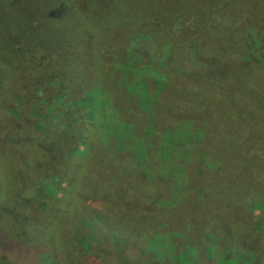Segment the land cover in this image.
I'll use <instances>...</instances> for the list:
<instances>
[{
    "label": "rangeland",
    "instance_id": "rangeland-1",
    "mask_svg": "<svg viewBox=\"0 0 264 264\" xmlns=\"http://www.w3.org/2000/svg\"><path fill=\"white\" fill-rule=\"evenodd\" d=\"M94 1L99 2L94 5ZM142 1L144 0H0V139H2L1 133L14 126L23 129L28 134L47 128L52 131V133L49 131L51 135L56 133L55 129H66L70 132L74 123L79 128L82 123L75 117H78L76 113L80 112V108L74 107L76 103L85 98L86 93H89L87 107H91L93 114V118H91L93 125L90 127L91 141L95 140L93 147L100 146L110 154L117 153L120 149L118 155L125 158L124 162L127 165L126 168H120L121 176L125 173L130 176L133 174L135 161L132 150L143 149L142 142L151 144L150 139L153 134L160 132L161 147L159 143L156 150L159 161L155 162L156 158L154 157V163L144 162L149 168L145 174L147 176L151 174L155 178L157 174L167 175L173 180L172 183L176 188L190 186L193 197L200 198L203 188L187 183L197 176L198 163L201 161L199 156L191 158L189 152L183 151L184 160L191 162L188 163L185 173L182 170V173L176 174L175 168L170 171L161 165L165 162L168 163L166 160L173 156L175 147L179 148V145L190 147L192 142L203 137L201 127L194 129L195 127L192 126L191 129L190 126H187L189 123L203 122L206 128L207 122L211 135L208 140L222 139L219 136L221 133H224L225 137H236L234 126L237 120L229 117L230 115L246 118L253 114L258 101L248 100L244 95L252 94L250 92L252 89L247 85L250 74L249 62L253 60L254 56L257 60L259 57L263 58L264 62V8L259 9L253 0H238L242 9L248 10L247 16L250 17L244 19L242 24L237 23L238 26H235V29L227 32L223 37H220L219 34L206 39V41L202 40L203 43L198 44V50L202 51L203 58L201 59L203 62L205 61V66L200 72L188 75L183 73L181 63L178 61L164 63V58L158 56L154 49V45H157V51L162 50L161 54L166 51L170 53L167 50L168 46L172 53L175 52L177 45L172 43L173 40L164 31L165 29H161L164 28L161 24H169L172 20L169 11L178 12V10L173 7L163 10L153 6L151 0L145 1L144 4L148 6L147 8H140L139 5ZM73 4L80 7L79 11L74 9ZM248 7H253L255 10L252 11ZM87 14L91 16L84 19ZM137 14L147 17H139L142 20L146 19L145 23H141L142 30L136 29L135 19L137 17L135 15ZM150 14H154L155 21L153 18H148ZM89 27L95 29L98 38H93L89 44L72 45L76 39L75 35L78 32L86 31ZM176 38L177 43L183 42L179 36ZM142 40L151 42L146 44ZM30 41H34L37 46L44 47L45 50L49 49L42 50L44 54L48 53L45 58L48 61L38 63H42L43 67L38 71L37 69L28 71L27 56L23 52L13 50V44L16 42L25 46ZM234 41H238L239 45L231 44L235 43ZM152 42L154 45H151ZM59 44L64 47L59 53L60 60L65 62L62 66H56L54 61H50L55 58L53 55L54 46ZM65 46H69L73 52L68 57L66 56L68 50ZM39 47L34 51L39 50ZM257 48H261V50L255 53ZM34 58L31 60L37 63L38 59ZM197 59H199L198 56ZM38 66L40 67V65ZM198 68L200 69V65ZM45 69H47L46 72ZM16 70H20L19 83L25 84L26 71L32 76V82L34 81L29 87L30 89L34 87V95L27 102L23 101L21 92L17 89ZM194 79L197 80L191 83L194 86V92L189 99L193 103V107H187L190 111L182 112L177 109L174 112L171 111V108H166L167 111L163 112L168 117L171 114L175 115L172 123L176 124V127L170 131L174 134L177 131L175 138L166 141L167 127H163V130L158 129L160 128L159 113H154L152 103L165 105L166 100L167 104L177 106L183 87H186V83ZM259 82L263 83L262 77L253 83V88L257 87ZM230 84H235L237 89L242 87L243 98L239 99L236 94H232V91L229 93L228 90H225L228 91V95L224 94L222 102L227 105L225 116L230 121L224 130H210L211 126L220 124L216 118L220 111L217 110V105L215 107L213 104L207 105L212 98H216L207 91L220 85L222 88H226ZM262 88L260 90H263ZM155 94L156 97H154ZM255 94L259 95L261 92L256 89ZM85 104L80 105L84 107ZM180 105L184 107L182 102ZM140 130L145 134L142 132V134L136 135V132H140ZM141 143L142 145H138ZM4 151H9L10 159L16 163H20L24 156L23 153L27 152L22 148L12 150L8 145L0 143V152L5 153ZM52 156L55 161L60 158L54 153ZM200 156L205 157L204 152ZM30 159L27 158L21 165L22 167L16 169L15 175L24 177L25 170L28 171L30 166ZM208 162L210 166L214 164L212 160ZM155 165L156 172L153 171ZM177 168L181 170L182 165ZM173 170L175 172H172ZM2 171L6 184H8L7 173L10 171L8 164ZM188 177L190 180H187ZM36 183L45 195L49 197L59 195V185L56 184L52 176H37ZM122 186L132 193V185L124 182ZM175 187L173 189L177 191ZM146 189L148 196H146L145 203L156 207L155 197L150 196L151 187L148 186ZM158 190L161 193L165 192L164 187ZM219 196H222L219 192L215 193L213 199ZM210 197L198 202H206L203 205L205 207L211 201ZM88 202L91 203L92 199H89ZM111 202L115 203V200ZM243 207L242 211L239 208L231 211L228 219H222V216L217 212L210 213L211 222H216L222 227L220 230L214 229L217 236L225 235L227 237L226 231L232 227L228 224L229 221L239 228L237 235L233 236L229 242L217 243L220 249L216 247V244L209 251L208 249L202 251L199 248H194L187 241H181L179 246H173L163 231L165 229L159 230L158 227L157 232L149 236L150 238L148 237L149 241L141 243V246L137 245L138 242L132 244V239L127 242H123V240L116 242L112 238L108 247L109 262L110 264L111 262L112 264H228L231 261V264H264V203H261L260 207H256L255 204L252 207L247 205ZM213 209L211 206V210ZM112 210L114 212L111 213L112 215L121 214L117 213L115 209ZM90 214L94 217L97 213L91 212ZM109 215L110 213L107 212L105 215L98 216L104 229L112 228L117 224L115 223L117 219H110ZM205 218L198 217L199 227L208 225ZM72 224L76 226L77 230H74L72 237L70 236L74 244L70 243L78 248L79 254L70 246H62L61 250L52 253V257H55L52 263L76 264V259H85L88 258L87 256L93 255L91 246L96 240V234L92 229V223L80 218H76L71 223L69 220L64 222L60 231L65 238L68 237L66 233ZM240 227H242L241 230ZM183 251L185 259H179L178 255ZM119 253L120 255H118ZM27 255L24 256L18 251L14 255L3 257L0 264H37L38 262L52 264L47 262L49 260L48 253H43L41 257L37 256V258L32 255L31 251H28ZM124 257L126 261L121 260ZM134 258L137 262L133 261Z\"/></svg>",
    "mask_w": 264,
    "mask_h": 264
},
{
    "label": "trees",
    "instance_id": "trees-1",
    "mask_svg": "<svg viewBox=\"0 0 264 264\" xmlns=\"http://www.w3.org/2000/svg\"><path fill=\"white\" fill-rule=\"evenodd\" d=\"M145 1L149 2V0L142 1L139 5L140 8L148 7L144 4ZM151 1H153V6L160 7L163 10H169L171 7L178 10V12L169 11L172 16L169 24H161V26H164L161 29H165L164 31L173 40L172 43L177 45L175 52L172 53L167 46V50L171 54L167 53V51L161 54L162 50L157 51V45H154L153 42L151 45H154L156 54L164 58V63L168 64L169 62L178 61L182 65L183 73L188 75L200 72L205 66V61L203 62L201 59L203 58L201 55L202 51L198 50V44L203 43L202 40L206 41V39L208 40L213 36L216 37L219 34L220 37H223L227 32L229 33L235 29V26H238L237 23L242 24L244 19L250 17L247 16L249 14L248 10H243L238 0H226L225 2L224 0H196V2L195 0ZM209 1L211 3H208ZM96 2L99 1H94V5H96ZM253 2L258 5L259 9L264 8V0H253ZM73 7L76 10L78 9V11L80 9L76 4H73ZM248 8L252 9V11L255 10L253 7ZM89 16L91 15L87 14L84 19ZM135 16L137 17L135 19L137 23L136 29L142 30L141 23H145L146 19L142 20L139 17H147L141 14ZM148 18H153V21L156 20L154 14H150ZM248 26L250 27V25ZM90 27L84 32H78L72 45L89 44L93 38H98L95 29ZM177 36L183 42L177 43ZM142 41L146 44L151 42ZM154 42L156 43V41ZM234 42L231 44L239 45L238 41ZM13 45L14 51L23 52L27 56L28 62L26 65L28 66V71L43 69L42 63H38L48 61L45 60L48 53L44 54L43 51L49 49L45 50L44 47L37 46L34 41H30L25 46L19 44V42ZM61 45L54 46L53 55L55 58L50 60L51 62L54 61L56 66L65 64L63 60H60L59 53L64 48ZM38 47L40 49L34 51ZM66 48L68 50L66 51V56L68 57L73 52L69 46ZM260 50L261 48H257L255 53ZM34 56L38 59L37 63L31 60ZM197 56L199 59H197ZM262 59L259 57V60H257L256 56H254L253 60L249 62L250 74L247 85L252 89L250 90L252 94L244 96H247L248 100L258 101L253 114L246 118L229 116L237 120L234 126L237 133L236 137H225L224 133H221L219 136L222 139L212 138L208 140L211 135L207 122L206 128L203 122L198 124L189 123L190 125L188 124L187 126H190L191 129L192 126L195 127L194 129L201 127L203 137H197L198 140L192 142L190 147L181 145H179V148L175 147L173 156L166 160L168 163L165 162L166 165L165 163L161 165L170 171L175 168L176 172L175 170L172 172L176 174L183 171L185 173L188 163L190 164L191 162L184 160L182 157L183 151L189 152L191 158L199 156L201 161L198 163L197 176L191 181H187V183L203 188L200 198L193 197L190 186L176 188L175 184L172 183L173 180L167 175L161 176L156 173V179L151 174L149 176L145 174L149 168L146 167L144 162L154 163V157L156 158L155 162L159 161L156 150L160 143V132L153 134L152 139H150L151 144L142 142L144 144L143 149L135 148L132 150V156L135 161L133 174L130 176L125 173L121 176L120 168H126L127 165L124 162L125 158L118 155L120 149L117 153L110 154L100 146L95 145L93 147L95 140L91 141L90 132V127L93 125L91 119L93 114L91 107H87L89 93H86L85 98L76 103L74 107L80 108V112L76 113L78 117H75L76 120L82 123L79 128L74 123L70 132L66 129H55L56 133L51 135L49 131L51 133L52 131L47 128L28 134L23 129H18V127L14 126L8 131L1 133V144L8 145L12 150L22 148L27 150V152L23 153L24 156L20 163L13 162L10 159L9 151L0 152V261L3 257L14 255L18 251L24 256H28L27 252L31 251L36 258L37 256L41 257L43 253H48L49 260L47 262L52 263L55 259V257H52V253L61 250L62 246L66 245L74 248L75 252L79 254L78 248L71 245L73 243L71 241L72 233L77 230L76 226L71 225L66 233L67 238L60 231L64 222L69 220L71 223L76 218L90 221L96 234V240L91 246L93 255L87 256L88 258L85 259H76V264H110L108 247L112 238L116 242H119V240L127 242L132 239V244L138 242L137 245L141 246V243L149 241L147 239L154 232H157L158 227L160 228L159 230L165 229L163 231H165L170 244L173 246H179L181 241H187L196 249L199 248L202 251L208 249L209 251L218 242H229L233 236L237 235L239 228L229 221L228 224L232 227L227 229V237L225 235L217 236L214 229L220 230L222 227L216 222H211L210 213L217 212L222 216V219H228L229 213L234 209L239 208L242 211L244 205L252 207L255 204L256 207H260L261 203H264V62ZM198 65H200V69ZM206 68L209 69V67ZM28 71L25 72V84H21L18 82L20 70H16L17 89L21 92L20 95L24 102L29 101L34 95V87L32 89L29 88L34 81L32 82V76L28 74ZM46 71L47 69H45ZM28 75L31 77L30 79ZM260 77H262L263 83L259 82L257 87L253 88V83ZM196 80L187 82L186 87H183L184 89L179 95L181 99L177 106L167 104L166 100L165 105L152 103L154 113H159L160 128L158 129L163 130L167 127L165 131L166 141L175 138L177 131L175 134L170 131V129L172 130L176 127V124L172 123L175 115L171 114L168 117L163 112L167 111L166 108H171V111L174 112L177 109L182 112L190 111L187 107H193V103L189 99L194 92V86L191 83ZM241 88L237 89L235 84H230L226 88H222L220 85L212 87L211 91H207L210 95L216 96L207 105L213 104L214 107L217 105V110L220 111V114L216 117L220 124L211 126L210 130H224L225 126H228V121L230 120L225 116L227 105H224L222 98L224 94L228 95V91L229 93L232 91V94H236L239 99L243 98ZM260 88L263 90H260ZM256 89L261 94L256 95ZM154 97H156V94ZM180 102L183 103L184 107L180 105ZM82 103H86L84 107L81 106ZM142 132L141 130L140 132L137 131L136 135H140ZM142 143L138 145H142ZM145 146L148 147L146 148ZM202 152H204L205 157L200 156ZM53 153L60 157L59 160L55 161V158H52ZM27 158H31L29 160L30 166L28 171L25 170L24 177L15 175L16 169L22 167L21 165ZM37 159L41 160L38 161ZM209 160L214 162L213 165L211 164L212 167L209 165ZM6 164L10 168L7 173L9 176L8 184H6L2 171ZM180 165H182L181 170L177 168ZM153 171L156 172V165ZM37 176H52L56 184L59 185V195L54 197L45 195L41 187L36 183ZM187 180H190V178L188 177ZM124 182L132 185V193H129L127 188H123ZM148 186L152 190L150 196H154L157 201L156 207L145 203L146 196H148L146 187ZM161 187H164L165 192L161 193L158 190ZM218 192L222 196L213 199L215 193ZM208 197H210L211 201L205 207L203 205L206 202H198L207 200ZM89 199H92L91 203L88 202ZM113 200H115V203L111 202ZM121 203L122 205H120ZM211 206H213V210H211ZM112 209L121 214L112 215L111 213H114ZM64 212L66 213L64 214ZM91 212H96V216L93 217L90 214ZM107 212L110 213L108 216L110 219H117L115 222L117 224L112 226V228L106 227L105 230L98 216L105 215ZM198 217H206L208 225L199 227ZM241 229L242 227H240ZM216 247L220 249L219 244ZM178 258L185 259L184 251L179 253ZM121 260L126 261L125 257L121 258ZM133 261L137 262L135 258ZM229 263L231 264V261ZM37 264L42 263L38 262Z\"/></svg>",
    "mask_w": 264,
    "mask_h": 264
}]
</instances>
